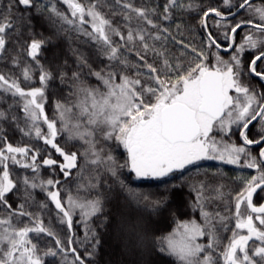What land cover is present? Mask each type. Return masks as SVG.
Returning a JSON list of instances; mask_svg holds the SVG:
<instances>
[{
	"label": "snow or ice",
	"instance_id": "6c2138e0",
	"mask_svg": "<svg viewBox=\"0 0 264 264\" xmlns=\"http://www.w3.org/2000/svg\"><path fill=\"white\" fill-rule=\"evenodd\" d=\"M0 264H264V0H0Z\"/></svg>",
	"mask_w": 264,
	"mask_h": 264
},
{
	"label": "trees",
	"instance_id": "16d2710c",
	"mask_svg": "<svg viewBox=\"0 0 264 264\" xmlns=\"http://www.w3.org/2000/svg\"><path fill=\"white\" fill-rule=\"evenodd\" d=\"M136 186H140V187H150V186H154V185H150L149 183L145 182V183H140V182H137ZM80 234L82 235V230L80 232ZM105 259L107 258V256L104 257Z\"/></svg>",
	"mask_w": 264,
	"mask_h": 264
}]
</instances>
